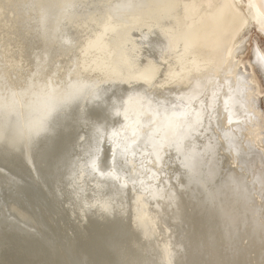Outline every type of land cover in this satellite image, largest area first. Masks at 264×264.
Instances as JSON below:
<instances>
[{"label":"bare ground","instance_id":"bare-ground-1","mask_svg":"<svg viewBox=\"0 0 264 264\" xmlns=\"http://www.w3.org/2000/svg\"><path fill=\"white\" fill-rule=\"evenodd\" d=\"M249 23L264 0H0V264H264Z\"/></svg>","mask_w":264,"mask_h":264},{"label":"rangeland","instance_id":"rangeland-1","mask_svg":"<svg viewBox=\"0 0 264 264\" xmlns=\"http://www.w3.org/2000/svg\"><path fill=\"white\" fill-rule=\"evenodd\" d=\"M245 27V28H244ZM242 30V31H241ZM241 30L238 32L239 34H237L236 36V40H241L242 38H246V42L244 45V49L242 51V53L237 55V59L241 62V63H246L250 56H251V49L250 47L252 46L253 43H255L257 45V47H259V49L261 50V52H263L264 54V34L259 32V30L257 28H255V25L249 23V25L247 24L246 26H243L241 28ZM246 47V48H245ZM260 75V73H259ZM264 88V85H263ZM263 98H262V104H263Z\"/></svg>","mask_w":264,"mask_h":264}]
</instances>
